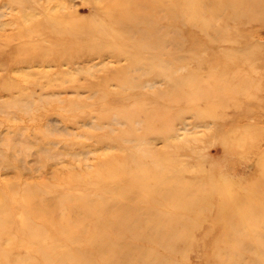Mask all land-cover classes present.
<instances>
[{"label":"rangeland","instance_id":"1","mask_svg":"<svg viewBox=\"0 0 264 264\" xmlns=\"http://www.w3.org/2000/svg\"><path fill=\"white\" fill-rule=\"evenodd\" d=\"M199 3L0 0V264H264L201 202L264 154V0Z\"/></svg>","mask_w":264,"mask_h":264},{"label":"bare ground","instance_id":"2","mask_svg":"<svg viewBox=\"0 0 264 264\" xmlns=\"http://www.w3.org/2000/svg\"><path fill=\"white\" fill-rule=\"evenodd\" d=\"M180 1H181V6L183 7V10L181 11L187 16L186 18L190 23L196 24L199 21H201L202 10H200V6H199L200 0H180ZM224 82H225L224 79L223 80L219 79L218 81L215 82L217 84H215L216 89L214 91V96L218 95L223 90L222 87L224 86ZM228 84L229 82L226 84V86ZM243 85L245 89L246 82H244ZM246 91L249 95L251 94L249 93L248 90ZM237 92L240 94L239 89ZM237 92L236 95L234 94L235 98L237 96ZM208 114H215L213 107L208 109ZM254 143H255V139L253 141H247V144L249 145L248 155L255 153L256 148L254 147ZM222 188L223 187L221 186L209 187L208 195L203 200H201V202L206 203L208 199L214 198V200L217 201L219 200L221 202L216 206L217 209V211H215L216 216L224 217V215L233 216L234 214H236V217H239V216H243L244 213L246 212L249 214L247 218L250 219H254L255 217L262 218L261 216H259V212H262V210H264V154L261 155L260 157L257 173L249 176L246 182L241 184H229L227 185L226 188L227 190L225 191H223L224 189ZM153 192H156V190H154ZM181 195H182L181 192H179L175 195V197ZM153 198L155 201H158V198L157 199L155 197ZM223 205H230L237 212H234L233 210H231L230 212ZM244 217L246 216L244 215Z\"/></svg>","mask_w":264,"mask_h":264}]
</instances>
